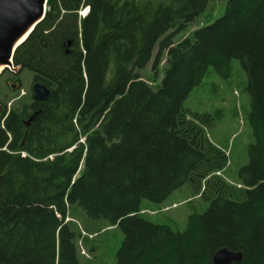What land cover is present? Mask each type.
Returning a JSON list of instances; mask_svg holds the SVG:
<instances>
[{
  "label": "trees",
  "instance_id": "16d2710c",
  "mask_svg": "<svg viewBox=\"0 0 264 264\" xmlns=\"http://www.w3.org/2000/svg\"><path fill=\"white\" fill-rule=\"evenodd\" d=\"M209 4L48 0L14 77L29 71L51 96L9 111L2 101L0 264H81L80 243L111 226L124 234L117 264H214L224 247L242 252L234 264H264V0H228L214 22L176 38ZM164 55L154 84L142 71ZM234 60L253 136L235 181L208 132L220 112L184 106L208 75L230 78ZM185 184L209 206L184 230L145 217L144 200L162 205Z\"/></svg>",
  "mask_w": 264,
  "mask_h": 264
},
{
  "label": "rangeland",
  "instance_id": "374dc122",
  "mask_svg": "<svg viewBox=\"0 0 264 264\" xmlns=\"http://www.w3.org/2000/svg\"><path fill=\"white\" fill-rule=\"evenodd\" d=\"M227 1L210 0L205 12L197 17L195 22L179 32L176 38L190 34L197 27L214 22L225 12ZM84 12L85 10L82 14ZM157 51L158 47L154 51V57ZM165 58L164 55L156 70L153 69L152 59L148 68L142 71L148 79L155 77L154 84L159 85L163 79ZM232 67L233 75L228 79L215 75H208L204 78L202 84L186 99L184 106L195 113H215L217 110L220 112L222 116L208 132L217 145L227 150L229 165L226 176L235 181L240 168L249 162L247 147L253 141V136L246 122V115L250 108V96L246 90L247 78L239 61L234 60ZM10 76L9 72H4L0 76V103L6 102L8 111L12 108L18 109L23 102L33 97L32 74L29 71L25 70L20 74L21 82L12 83L16 85L13 90L6 84V79ZM208 206L209 203L200 195L195 196L190 184H185L175 190L162 205L153 204L148 200L142 202V207L149 209L143 211L149 220L168 224L180 230L185 229L191 213L203 212ZM123 239L124 234L117 226L104 228L96 236H87L80 243L81 264H117V253Z\"/></svg>",
  "mask_w": 264,
  "mask_h": 264
},
{
  "label": "water",
  "instance_id": "95a60500",
  "mask_svg": "<svg viewBox=\"0 0 264 264\" xmlns=\"http://www.w3.org/2000/svg\"><path fill=\"white\" fill-rule=\"evenodd\" d=\"M47 3L48 0H0V65H4L0 76L6 70L18 72L19 69L14 64V54L45 18ZM27 31L26 37L18 42L20 36ZM32 91L33 98L37 101H47L51 96V90L40 82H35L32 85ZM38 113L35 112L25 121L27 127L32 125ZM2 115L3 105L0 103V117ZM242 260V252L233 251L228 247L219 249L213 257L214 264H234Z\"/></svg>",
  "mask_w": 264,
  "mask_h": 264
},
{
  "label": "flooded vegetation",
  "instance_id": "af4514ba",
  "mask_svg": "<svg viewBox=\"0 0 264 264\" xmlns=\"http://www.w3.org/2000/svg\"><path fill=\"white\" fill-rule=\"evenodd\" d=\"M5 72H9L10 73V77H8L7 79H6V84L8 85V86H10L11 88H15L16 87V85H13L12 83L13 82H17V83H19V80H17V78H15L14 76H15V72H11V71H9V70H6Z\"/></svg>",
  "mask_w": 264,
  "mask_h": 264
},
{
  "label": "bare ground",
  "instance_id": "6f19581e",
  "mask_svg": "<svg viewBox=\"0 0 264 264\" xmlns=\"http://www.w3.org/2000/svg\"><path fill=\"white\" fill-rule=\"evenodd\" d=\"M28 31H29V29H28ZM28 31L24 35L20 36L18 42L22 41L26 37ZM3 68H4V65H0V71L3 70Z\"/></svg>",
  "mask_w": 264,
  "mask_h": 264
}]
</instances>
